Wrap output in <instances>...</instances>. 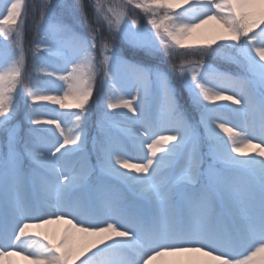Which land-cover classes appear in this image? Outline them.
I'll return each mask as SVG.
<instances>
[{"label":"snow or ice","instance_id":"6c2138e0","mask_svg":"<svg viewBox=\"0 0 264 264\" xmlns=\"http://www.w3.org/2000/svg\"><path fill=\"white\" fill-rule=\"evenodd\" d=\"M28 18L0 0V264H264V0Z\"/></svg>","mask_w":264,"mask_h":264},{"label":"rangeland","instance_id":"374dc122","mask_svg":"<svg viewBox=\"0 0 264 264\" xmlns=\"http://www.w3.org/2000/svg\"><path fill=\"white\" fill-rule=\"evenodd\" d=\"M28 2L33 4H39L40 0H27ZM27 3V2H26ZM198 38L190 40L191 43H200L205 39H210L215 35V26L214 23H210L209 25L203 26L201 29L197 30ZM247 151H251V149H246ZM57 226L49 227L48 232L52 234L54 230H56ZM21 264H27L25 261H21Z\"/></svg>","mask_w":264,"mask_h":264},{"label":"trees","instance_id":"16d2710c","mask_svg":"<svg viewBox=\"0 0 264 264\" xmlns=\"http://www.w3.org/2000/svg\"><path fill=\"white\" fill-rule=\"evenodd\" d=\"M29 18L28 23L25 26V44L28 46L31 42V39L34 35V26L32 22V4L29 2ZM31 69V59L29 58V70Z\"/></svg>","mask_w":264,"mask_h":264},{"label":"bare ground","instance_id":"6f19581e","mask_svg":"<svg viewBox=\"0 0 264 264\" xmlns=\"http://www.w3.org/2000/svg\"><path fill=\"white\" fill-rule=\"evenodd\" d=\"M49 227H53V226H49Z\"/></svg>","mask_w":264,"mask_h":264}]
</instances>
